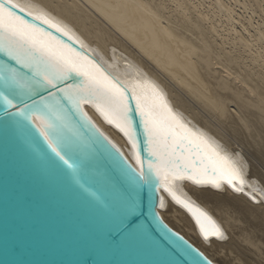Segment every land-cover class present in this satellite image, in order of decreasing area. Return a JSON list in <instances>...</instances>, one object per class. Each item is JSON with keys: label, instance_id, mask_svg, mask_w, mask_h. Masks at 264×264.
<instances>
[{"label": "bare ground", "instance_id": "6f19581e", "mask_svg": "<svg viewBox=\"0 0 264 264\" xmlns=\"http://www.w3.org/2000/svg\"><path fill=\"white\" fill-rule=\"evenodd\" d=\"M15 3L65 28L131 92L160 97L192 133L207 138L233 161L243 185L237 182L235 189L217 188L170 177L168 197L161 193L160 215L215 264L227 263L222 256H232L233 264H242L237 256L264 264V238L260 239L264 234V175L251 173L242 149L233 147L231 138L220 131L230 124V135L238 139L244 136L264 163V0ZM85 111L138 166L123 132L108 122L110 117L100 119L87 107ZM171 191L203 210L227 238L205 240L190 216L172 199Z\"/></svg>", "mask_w": 264, "mask_h": 264}, {"label": "water", "instance_id": "95a60500", "mask_svg": "<svg viewBox=\"0 0 264 264\" xmlns=\"http://www.w3.org/2000/svg\"><path fill=\"white\" fill-rule=\"evenodd\" d=\"M16 11L30 23L53 32L66 44H71L97 65H101L79 42L73 44L67 36L49 29L40 20H33L32 16L25 14L26 10L25 13H20L18 9ZM6 47L0 48V264H168L172 260L190 264L192 257L183 245L199 249L169 227L160 215L163 204L161 193L167 196L165 186H171L168 184L170 177L176 181L196 182V178L183 167L192 158L187 151L188 146L185 143L183 152L178 146V138L184 131L177 127L174 129L177 138L168 137L167 140L157 142L149 136L144 117L131 97H138L145 111L154 104L163 103L162 99L131 92L100 66L105 74L128 91L127 116L133 133L131 139L120 130L132 148L130 155L137 161V166L96 126L85 111L87 107L100 119L101 116L110 117L104 109L97 107L95 100L77 106L66 99L63 93L51 89L56 94L58 107L54 115L60 117L59 130L76 141L81 158L88 164L83 180H73L46 157L42 150V137L36 129L14 115H8L15 113L16 109L6 105L3 97L7 94L9 98H14L17 92L24 90L21 85L30 82L32 77L27 69L21 68L7 55ZM82 83V77L73 73L60 82L59 87ZM41 95L47 97L48 94L41 89ZM35 99L39 100L40 97L36 96ZM155 112L160 116L165 115L159 107ZM83 113L90 118L91 124ZM118 122L123 127L122 121ZM33 124L40 125V120L35 116ZM184 125L190 130L187 124ZM133 142L137 145L135 148ZM165 143L169 152L175 147V157L163 150L162 145ZM154 150L156 155H153ZM161 160L169 161V166L165 167ZM141 162L149 181L146 186H142L137 175L141 170ZM150 162L159 166L160 174L164 177L159 184L154 169L148 167ZM172 164L181 165L180 178H174L169 170ZM220 185L232 188L223 181ZM173 193L192 208L205 213L175 192L169 193L172 199ZM173 200L190 216L201 232L192 211ZM132 202L142 205L144 217L151 222L152 231L148 239L117 231L113 227L115 217ZM153 208L159 220L152 217Z\"/></svg>", "mask_w": 264, "mask_h": 264}, {"label": "snow or ice", "instance_id": "6c2138e0", "mask_svg": "<svg viewBox=\"0 0 264 264\" xmlns=\"http://www.w3.org/2000/svg\"><path fill=\"white\" fill-rule=\"evenodd\" d=\"M16 9L20 13H25V8L16 4L15 0H0V48L7 46V55L14 59L21 68L27 69L32 80L21 85L24 90L17 92L14 98H9L7 94L3 97L6 105H12L16 109L15 113H8V115H14L21 122L36 129L43 140L42 150L59 171L73 180L77 178L83 180L88 164L81 158L76 141L59 130L60 117L54 115L58 107L55 101L56 94L51 89L63 93L66 99L74 102L77 106L95 100L97 107L104 109L106 114L110 115L111 118L108 122L115 123L116 127L121 128L131 139L133 133L131 122L127 116L129 111L128 91L105 74L94 60L83 55L71 44H66L53 32L30 23L24 16L19 15ZM25 14L32 16L33 20H40L41 24H46L49 29H54L62 36H67L73 44L78 43L65 28L49 20L47 16L34 15L31 12ZM73 73L82 77L83 83L60 88L59 83ZM152 87L154 89V86ZM41 89L47 92V97L41 95ZM36 96H39L40 99L36 100ZM131 99L136 101V108L144 117L145 128L149 136L157 142L161 139L167 140L168 137L175 139L177 133L174 129L177 127L183 129L184 134L179 136L178 146L183 152L185 150L183 146L186 143L187 151L192 157L183 167L196 178L198 184L210 183L219 188L220 182L223 181L234 189L237 182L243 185V177L239 174V169L235 167L233 161L227 155H222L207 138L198 136L187 129L166 104H154L145 111L138 97L133 96ZM157 107L162 108L165 115H158L155 112ZM83 115L91 124L87 114L83 113ZM33 116L40 120V125L33 124ZM118 121H122L123 127ZM104 140L107 141V138L105 137ZM108 143L111 142L108 141ZM132 146L135 148L137 145L133 142ZM162 148L165 152H169L166 143L162 145ZM156 154L154 150L153 155ZM169 155L175 157V147L172 148ZM161 163L168 167L170 162L161 160ZM148 167L154 169L159 184L164 179L160 174L159 166L150 162ZM180 167L179 164H172L169 168L174 178H180ZM137 175L142 186L149 183L145 177L142 162L141 170ZM165 191H168L167 186H165ZM173 199L192 211L205 240L210 236H215L217 239L227 238L226 233L205 213L192 208L190 204L180 200L174 193ZM141 217L144 218L143 221ZM152 217L155 220L160 219L155 208L152 210ZM113 227L117 231L128 232L144 239H148L152 231L151 222L147 217H144L142 205H137L135 202L128 204L120 211L113 220ZM183 246L188 255L192 257L190 264H214L199 250L191 248L190 245ZM168 264H181V262L172 260Z\"/></svg>", "mask_w": 264, "mask_h": 264}, {"label": "rangeland", "instance_id": "374dc122", "mask_svg": "<svg viewBox=\"0 0 264 264\" xmlns=\"http://www.w3.org/2000/svg\"><path fill=\"white\" fill-rule=\"evenodd\" d=\"M263 27H264V25H263ZM229 125L230 124H226V126H228L227 128H229ZM227 128L226 129H220V131H221V133L223 134L224 133V131H225V133L224 134H226L225 136L228 138H231L230 139V144L231 145H233V147L235 146L236 148L238 147V148H241L242 150V154H243V156L245 157V160H246V162H248L249 163V165H250V170H251V173H253V172H255V173H257L258 175H264V163L262 162V161H260L259 159H258V157L254 154V152H253V150L250 148V146L247 144V141L244 139V136L243 137H241L240 136V139H238L239 137H234V136H232V135H230V133H229V131L227 130ZM222 130H224L223 132H222ZM223 134V135H224ZM228 135V136H227ZM228 138V139H229ZM234 139V140H233ZM238 139V140H237ZM240 141V142H239ZM244 141V142H243ZM232 142H233V144H232ZM235 144V145H234ZM243 144H244V146H243ZM245 145H247V146H245ZM239 146H241V147H239ZM243 146V147H242ZM245 147V148H244ZM244 148V149H243ZM248 149H250V150H248ZM252 150V151H251ZM249 151H251V152H249ZM248 152V153H247ZM252 153V154H251ZM239 156V155H238ZM246 157H248V158H246ZM250 161H252V162H250ZM256 163V164H255ZM254 164V165H253ZM252 165V166H251ZM258 165V166H257ZM254 166V167H253ZM253 167V168H252ZM260 167V168H259ZM252 168V169H251ZM258 168V169H257ZM262 168V169H261ZM260 169V170H259ZM254 170V171H253ZM260 171V172H259ZM264 177V176H263ZM212 203H209V205H210V207H213L212 205H211ZM179 214H180V212H178ZM179 214H177V215H179ZM181 215V214H180ZM182 216H179V218H181ZM183 218V217H182ZM261 235V238H260V236H259V238L260 239H263L264 238V234H260ZM263 236V237H262ZM226 243V242H225ZM209 253H212V252H209ZM213 257V256H212ZM218 258L219 259V256L217 257V256H214V258ZM223 258H221V259H224V261L226 262L227 260L228 261H230V260H233L231 257H230V259H229V257L228 256H222ZM227 257V258H226ZM239 259H240V261L239 262H242V264H254V261L252 262L251 261V263H250V261H247V257L246 256H237ZM225 258H226V260H225ZM244 258V259H243ZM242 259V260H241ZM224 261H222V263H225ZM227 261V263H225V264H233L232 263V261H230V262H228ZM234 261V260H233ZM243 262H245V263H243ZM239 264V263H238Z\"/></svg>", "mask_w": 264, "mask_h": 264}]
</instances>
